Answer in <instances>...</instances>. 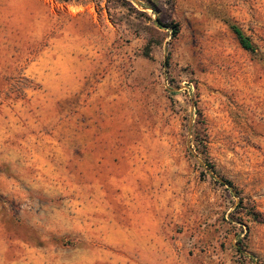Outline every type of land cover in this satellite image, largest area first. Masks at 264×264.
I'll use <instances>...</instances> for the list:
<instances>
[{
	"label": "rangeland",
	"instance_id": "obj_1",
	"mask_svg": "<svg viewBox=\"0 0 264 264\" xmlns=\"http://www.w3.org/2000/svg\"><path fill=\"white\" fill-rule=\"evenodd\" d=\"M252 208L264 0H0V264H264Z\"/></svg>",
	"mask_w": 264,
	"mask_h": 264
},
{
	"label": "trees",
	"instance_id": "obj_2",
	"mask_svg": "<svg viewBox=\"0 0 264 264\" xmlns=\"http://www.w3.org/2000/svg\"><path fill=\"white\" fill-rule=\"evenodd\" d=\"M152 8H153V10H155L154 7H152ZM154 22L161 28H167V26H168V25L162 23L158 18H155ZM229 26H230L232 32L235 34V36H236L239 44L241 45V47L247 51L253 52L254 46H253L250 38L243 32V30L239 26H237L236 24H233V23H231ZM171 30H172V36L176 37V35L178 33V25L172 24ZM206 165L211 170H215L214 165L211 162H209L208 160H206ZM215 180L218 181L219 183L223 184V185L228 186L229 189L232 190L234 193L236 192L233 189L232 181L229 180L228 178H225L223 175H219V177L217 179L215 178ZM242 200H243V198L240 197V201H242ZM246 215L252 217V219L255 221H264V213H262L260 211H256L254 208H252L250 211H248L246 213ZM236 249L239 252H241L243 250L241 247H236Z\"/></svg>",
	"mask_w": 264,
	"mask_h": 264
}]
</instances>
